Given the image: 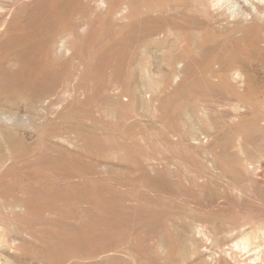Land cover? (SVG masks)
Segmentation results:
<instances>
[{
  "label": "rangeland",
  "instance_id": "obj_1",
  "mask_svg": "<svg viewBox=\"0 0 264 264\" xmlns=\"http://www.w3.org/2000/svg\"><path fill=\"white\" fill-rule=\"evenodd\" d=\"M206 3L29 0L12 13L0 38V111L26 114L11 125L19 132L1 137L0 146L14 155L16 171L37 174L39 183L55 180L2 191L7 199L19 194L30 207L21 225L32 236L24 238L14 264L212 263L192 253V226L213 221L210 229L224 230L233 209L213 204L244 201L229 182L254 177L264 183V155L247 153L236 138L239 129L264 130V15L242 22ZM63 43L67 53L58 50ZM183 59L195 123L206 128L210 118L216 125L212 141L202 146L182 141L183 79L172 77ZM239 65L248 74L245 88L231 75ZM130 87L137 92L127 97ZM239 101L250 113L235 122ZM30 133L33 142L25 138ZM208 246L216 247L213 241ZM216 253L217 261L229 263L230 256ZM244 255L239 260L246 261Z\"/></svg>",
  "mask_w": 264,
  "mask_h": 264
},
{
  "label": "bare ground",
  "instance_id": "obj_2",
  "mask_svg": "<svg viewBox=\"0 0 264 264\" xmlns=\"http://www.w3.org/2000/svg\"><path fill=\"white\" fill-rule=\"evenodd\" d=\"M29 0H0V38L8 31V23L10 21V17L14 11H20L24 4ZM104 0H100L101 4ZM205 1V0H204ZM6 2H10V4H6ZM92 4V3H91ZM97 4V3H95ZM209 10L213 12H225L222 14H226L230 16L233 20H240L242 22L250 23L257 17H262L264 15V0H207L205 4ZM57 6H59L57 4ZM126 8V7H125ZM86 9V8H85ZM127 11L126 9H123ZM16 13V12H15ZM92 16V15H91ZM18 19V18H16ZM81 24V23H80ZM79 24V25H80ZM84 24V23H83ZM92 24V23H91ZM98 24V23H97ZM264 24V23H263ZM82 26V25H81ZM86 26V25H85ZM222 26V25H220ZM51 27V25H50ZM81 29V28H80ZM222 29V28H221ZM75 30V29H74ZM79 30V29H78ZM219 30V29H218ZM59 32V31H58ZM80 32V31H79ZM82 32V31H81ZM233 32V31H232ZM74 33V32H73ZM76 33V32H75ZM236 33V32H235ZM83 34V33H82ZM233 34V33H232ZM78 35V34H77ZM232 36V35H230ZM229 37V36H228ZM64 39V38H63ZM234 39V38H233ZM72 41V40H71ZM7 42V41H6ZM224 43V42H223ZM233 43V42H232ZM258 43V42H257ZM59 44V43H58ZM195 46V42H193ZM147 45V44H146ZM10 46V45H9ZM14 46V45H13ZM148 46H150L148 44ZM33 47V45H31ZM147 47V46H146ZM152 48V47H151ZM64 51L67 53L68 45L65 43L59 46L58 50ZM153 49V48H152ZM57 50V51H58ZM261 50V49H260ZM252 51V50H251ZM255 51V50H254ZM150 52V51H149ZM250 52V51H249ZM148 53V52H147ZM54 54V53H53ZM251 54V53H250ZM256 54V53H254ZM66 55V54H65ZM259 55V54H258ZM261 55V54H260ZM259 55V56H260ZM149 56V55H148ZM152 56V55H151ZM258 56V57H259ZM150 57V56H149ZM148 57V58H149ZM153 57V56H152ZM248 57V56H247ZM250 57V56H249ZM252 57V56H251ZM262 55L260 56V58ZM65 58V57H64ZM151 58V57H150ZM217 58V57H216ZM215 58V62H216ZM254 58V57H252ZM251 58V59H252ZM14 59V58H13ZM155 59V58H154ZM259 59V58H258ZM262 59V58H261ZM150 60V59H148ZM254 60V59H253ZM263 60V59H262ZM73 61V60H72ZM258 60H256L257 62ZM150 62V61H149ZM158 62V61H157ZM252 62V61H251ZM72 63V62H70ZM75 63V62H74ZM73 63V64H74ZM157 64V63H156ZM244 64V63H243ZM245 65V64H244ZM243 65V66H244ZM249 65V64H248ZM254 65V64H253ZM256 65V64H255ZM40 66V65H39ZM63 66V65H62ZM178 68H180V72L178 74H174L172 80L174 82H178L180 78L183 79L182 83V97L180 104H182V109L180 110V128L184 131V144L188 146V143L191 142L193 145L202 146L212 141L213 137L215 136V128L216 125L209 118L206 128L199 127L195 123V114L192 112L193 110L187 106L188 96L190 95L191 87H188V79L184 75L186 71V60H180L177 63ZM258 66V65H257ZM264 66V65H263ZM247 67V66H246ZM259 67V66H258ZM250 68V67H249ZM41 69V68H40ZM157 69V68H156ZM251 69V68H250ZM264 69V68H263ZM2 70V69H1ZM26 70V68H25ZM23 70V71H25ZM249 70V69H247ZM252 71V70H251ZM19 72V71H18ZM71 72V71H70ZM261 72V71H260ZM56 73V72H55ZM156 73V72H155ZM257 73V72H256ZM146 74L150 75V71L146 70ZM154 74V73H152ZM71 75V74H70ZM233 77V81H236L238 86L241 88H245L248 82V74L246 70L241 66H237L232 70L231 73ZM16 76V75H15ZM19 76V74H18ZM17 76V77H18ZM55 76V75H54ZM62 76V75H61ZM259 76V75H257ZM14 77V76H13ZM59 77V76H58ZM156 77V76H155ZM262 77V75H261ZM40 78V77H39ZM71 78V77H70ZM148 78V77H147ZM151 78V77H150ZM74 79V78H73ZM257 79V78H255ZM12 80V78H11ZM151 80V79H150ZM258 81V80H257ZM15 82V81H14ZM36 82V81H34ZM38 82V81H37ZM36 82V83H37ZM101 82V81H100ZM147 82V81H146ZM262 82V81H261ZM56 83V82H55ZM53 83V85L55 84ZM69 83V81H68ZM149 83V82H148ZM151 83V82H150ZM259 83V82H258ZM35 85V84H34ZM114 85V84H113ZM69 86V85H68ZM141 87V86H140ZM152 88H154L151 85ZM264 87V85H263ZM259 88V86H258ZM67 89V88H66ZM262 89V87H261ZM147 90V89H146ZM127 97L135 94L137 92L136 87H130L127 90ZM258 91V90H257ZM116 92V91H115ZM66 93L67 90H66ZM110 94V93H108ZM258 94V93H257ZM66 94H64L65 96ZM59 95L58 97H60ZM111 96V95H110ZM41 97V96H40ZM259 97V95H258ZM261 97V95H260ZM264 97V96H263ZM147 98V97H146ZM58 99V98H57ZM61 99V98H60ZM64 99V98H63ZM264 99V98H263ZM59 101V100H58ZM64 101V100H63ZM61 101V102H63ZM126 101V98L125 100ZM233 101V100H232ZM57 102V101H56ZM65 102V101H64ZM222 102V101H221ZM58 103V102H57ZM236 103V102H235ZM60 104V103H58ZM62 104V103H61ZM169 104V103H168ZM53 105V104H52ZM55 105V104H54ZM53 105V107H55ZM252 105V104H251ZM256 105V104H255ZM61 106V105H60ZM96 106V105H95ZM231 106V105H230ZM254 106V105H253ZM258 106V105H257ZM256 106V107H257ZM261 106V105H260ZM58 107V106H57ZM56 107V108H57ZM60 108V107H59ZM253 108V107H252ZM255 108V107H254ZM261 108V107H259ZM3 109V108H1ZM55 109V108H54ZM232 109V108H231ZM235 112L232 114V120L239 121L240 118L245 114L248 113L249 104H244L242 101H239L234 106ZM251 109V107H250ZM263 110V109H262ZM8 111V110H7ZM7 111H0V138H6L9 132L18 133V129L11 126L14 125L15 121H18V117L21 114L23 117L26 114V111H12V113H6ZM164 111V110H163ZM232 111H234L232 109ZM255 112V110L253 109ZM257 111V110H256ZM25 112L24 115H22ZM31 112V111H30ZM202 115H206L208 117L207 111H201ZM260 112V110H259ZM32 113V112H31ZM230 113V112H229ZM250 113V112H249ZM248 113V114H249ZM264 112H261V114ZM200 115V114H199ZM257 115V114H256ZM260 115V114H258ZM31 116L34 117L32 114ZM255 116V114H254ZM221 117V116H220ZM252 117V116H251ZM21 118V117H20ZM19 118V119H20ZM248 118V117H247ZM34 119V118H33ZM260 119V118H259ZM263 119V118H262ZM21 121H26L27 119H20ZM30 120V119H29ZM36 120V119H35ZM43 120V119H42ZM40 120V121H42ZM248 120V119H247ZM252 120V118H251ZM256 121L255 119H253ZM61 121V120H60ZM260 121V120H258ZM244 122V121H243ZM257 122V121H256ZM26 123V122H24ZM28 123V121H27ZM247 123V121H246ZM255 123V122H253ZM260 123V122H259ZM44 124V123H43ZM65 124V123H64ZM249 124V123H248ZM34 125V124H33ZM256 127V125H255ZM261 127V126H260ZM256 128L254 131H249L247 129H239L236 132V138H238V142L247 153L256 152L259 153L260 156L264 155V130L263 128ZM263 127V126H262ZM41 128V127H40ZM43 129V128H42ZM47 130V129H46ZM32 131V130H31ZM30 131V132H31ZM21 133V132H20ZM19 133V134H20ZM24 133V132H23ZM26 133V132H25ZM38 133V132H37ZM46 134V133H45ZM10 135V134H9ZM58 136V135H57ZM66 136V135H65ZM36 137L35 133H30L26 139L30 142H33ZM10 138V137H9ZM114 138V136L112 137ZM23 139V138H22ZM52 139V138H51ZM38 140V139H37ZM44 140V139H43ZM55 140V139H53ZM12 142V141H11ZM48 142V141H47ZM76 142V141H75ZM236 141V143H238ZM10 144V141L8 142ZM16 143V142H15ZM40 143V142H39ZM42 143V142H41ZM116 143V142H115ZM114 143V144H115ZM14 144V143H11ZM63 144V143H62ZM69 144V143H68ZM10 146V145H9ZM74 146V145H73ZM129 146V145H128ZM239 146V144H238ZM5 147V146H4ZM7 147V146H6ZM5 147V148H6ZM13 147V146H12ZM11 147V148H12ZM42 147V146H41ZM38 148V147H37ZM73 148V147H72ZM75 148V147H74ZM114 148V147H113ZM131 148V147H130ZM24 149V148H23ZM48 150L52 148H47ZM47 149H45L47 151ZM76 149V148H75ZM126 149V148H125ZM240 149V147H239ZM16 150V149H15ZM39 150V149H37ZM44 150V149H43ZM73 150V149H72ZM129 150V149H128ZM33 152V151H32ZM241 152V149H240ZM5 154V155H4ZM3 154V147L0 146V264H14L15 257L19 253L23 243L25 242V237H27L30 232L24 229L21 225V221L24 220L26 217L22 213V211L27 210L29 205L28 202L20 197V195L12 196L10 199H7L2 192L3 189L11 185H24L30 186L31 188L41 187V186H48V184L52 183H39L37 180V174L35 173H20L16 171L15 168L16 161H14V155L6 156L7 154ZM50 154V153H49ZM37 155V153H36ZM47 155V154H46ZM200 155V153H199ZM25 156V155H24ZM38 156V155H37ZM62 156V155H61ZM26 157V156H25ZM244 157V156H243ZM33 158V157H32ZM60 158V157H59ZM62 158V157H61ZM54 159V158H52ZM57 159V158H56ZM261 159V158H260ZM37 160V159H35ZM21 161V160H20ZM19 161V162H20ZM39 161V160H38ZM61 161V159H60ZM59 161V162H60ZM18 162V161H17ZM256 162V161H255ZM22 163V162H21ZM24 163V162H23ZM26 163V162H25ZM90 163V162H89ZM94 163V162H93ZM251 163V162H250ZM259 163V162H258ZM263 163V162H261ZM48 164V163H47ZM46 164V165H47ZM94 165V164H93ZM102 165V164H100ZM260 165V164H259ZM35 166V165H34ZM41 166V164H40ZM92 166V165H91ZM249 166V165H248ZM261 166V165H260ZM263 166V165H262ZM50 167V166H49ZM102 167V166H101ZM264 167V166H263ZM51 168V167H50ZM57 168H59L57 166ZM100 168V167H99ZM256 168V167H255ZM261 168V167H260ZM61 170V168H59ZM93 169V168H92ZM246 169V168H245ZM258 169V168H257ZM39 170V169H38ZM63 170V169H62ZM96 170V168H95ZM250 173L255 175V169L249 168ZM12 172V174L10 173ZM47 171V170H46ZM113 171V170H112ZM115 171V170H114ZM99 172V171H98ZM248 172V171H246ZM149 173V172H148ZM147 173V174H148ZM105 174V173H104ZM247 175V174H246ZM257 175V174H256ZM255 175V176H256ZM111 176V175H110ZM258 176V175H257ZM245 177V176H244ZM86 178V177H85ZM199 178L200 175H199ZM247 178V177H246ZM258 178V177H257ZM91 179V178H90ZM97 179V177H96ZM259 179V178H258ZM105 180V179H104ZM58 181V180H57ZM56 181V182H57ZM72 181V180H71ZM88 181V180H86ZM94 181V180H93ZM110 182V180H108ZM67 182V181H65ZM102 182V181H100ZM262 182V180H261ZM64 183V182H63ZM78 183V182H76ZM97 183V182H95ZM114 182H110L112 184ZM219 183V182H218ZM54 184V183H53ZM52 184V185H53ZM62 184V183H61ZM60 184V185H61ZM83 184V183H82ZM81 184V185H82ZM115 184V183H114ZM57 185V184H55ZM74 185V184H73ZM84 185V184H83ZM99 185V184H98ZM119 186V185H118ZM138 186V185H137ZM190 186V185H189ZM89 187V186H88ZM22 188V187H21ZM98 188V187H97ZM102 188V186H101ZM229 188L234 192L238 197H243L244 201L236 202L234 200H226L221 199L216 204H213L212 209L216 210H224V208L231 207L233 209V213L231 216L228 217V221L224 230H220L221 225L217 226L216 228L210 229L209 225L210 222L214 223L213 221L203 222L199 221L192 226V234L196 241L193 244V254L198 256L201 255L203 258L211 261L212 263L222 264V261H217L216 251H221L226 256H230L229 263L226 264H264V183L258 184L257 180L252 178H247L246 180H236L233 179L229 182ZM27 189V188H26ZM100 189V188H99ZM122 189V188H121ZM128 189V188H127ZM126 189V190H127ZM138 189V188H137ZM24 190V189H23ZM31 190V189H30ZM132 190V189H131ZM141 190V189H140ZM222 190V189H221ZM129 191V190H128ZM134 191V189H133ZM135 188V192H136ZM89 192V191H88ZM226 192V191H225ZM224 192V194H225ZM93 193V192H92ZM26 194V193H25ZM24 194V195H25ZM86 194V193H85ZM153 194V193H152ZM184 194V193H183ZM218 195V194H217ZM232 195V194H231ZM95 196V195H93ZM159 196V194H158ZM162 196V195H161ZM221 196V195H220ZM99 197V196H98ZM205 197V196H204ZM118 198V197H117ZM165 198V197H164ZM167 198V196H166ZM176 198V196H175ZM204 199V198H203ZM202 199V200H203ZM30 200V199H29ZM33 200V199H31ZM176 200V199H175ZM185 203L189 202L193 209L198 210V208H202L198 203L196 204L194 201H190L184 198ZM240 201V200H239ZM181 202H183L181 200ZM71 204V203H70ZM156 204V203H155ZM65 206V205H64ZM119 207V206H118ZM35 208V207H34ZM32 209V208H31ZM78 209V208H77ZM34 210V209H33ZM80 210V209H79ZM123 210V209H122ZM209 210V209H208ZM211 210V209H210ZM28 211V210H27ZM156 211V210H155ZM227 212V211H226ZM23 214V216L21 215ZM46 214V213H45ZM81 214V212H80ZM84 214V212H83ZM82 214V215H83ZM124 214V213H123ZM34 215V213H33ZM138 215V214H137ZM194 215V214H193ZM54 216V215H53ZM81 216V215H80ZM122 216V215H121ZM56 217V216H54ZM213 217V216H212ZM62 218V217H61ZM42 219V218H41ZM170 219V218H169ZM223 219V218H222ZM225 219V218H224ZM81 220V219H80ZM134 220V219H133ZM43 221V220H42ZM173 221V220H172ZM115 222V221H114ZM27 223V222H26ZM34 223V222H33ZM36 223V222H35ZM52 223V222H51ZM60 223V222H59ZM223 223V222H222ZM29 224V223H28ZM82 225V224H81ZM187 225V224H186ZM212 225V224H211ZM41 226V225H40ZM45 226V225H44ZM50 227V226H49ZM90 227V226H89ZM117 227V226H116ZM163 227V226H162ZM161 227V228H162ZM81 228V227H80ZM86 228V227H85ZM85 228H82L85 229ZM113 228V227H112ZM154 228V227H153ZM152 228V229H153ZM158 228V227H157ZM48 229V228H47ZM63 230V229H62ZM139 230V229H138ZM84 231V230H83ZM90 231V230H89ZM162 231V230H161ZM164 231V230H163ZM162 231V232H163ZM99 232V231H98ZM97 232V233H98ZM100 233V232H99ZM32 236V234H30ZM65 236V235H64ZM99 236V235H98ZM96 237V236H95ZM100 237V236H99ZM131 238V237H130ZM57 239V238H56ZM194 240V239H193ZM101 241V240H100ZM215 244V249H209L211 247L208 246L209 242ZM227 241V243L225 242ZM106 242V241H105ZM38 243V242H37ZM112 243V242H111ZM230 244L229 248H226V244ZM70 244V243H69ZM46 245V244H45ZM48 245V244H47ZM110 245V244H109ZM112 245V244H111ZM226 245V246H225ZM40 246V245H38ZM43 246V245H42ZM104 246V245H103ZM113 246V245H112ZM44 247V246H43ZM213 247V246H212ZM34 248V247H33ZM42 248V247H41ZM112 249V248H111ZM209 249V250H208ZM114 251V249H113ZM125 251V250H124ZM21 252V251H20ZM100 252V251H99ZM22 253V252H21ZM31 253V251H30ZM54 254V253H53ZM70 254V253H69ZM111 254V253H110ZM222 254V253H221ZM240 254H247L243 257L246 258V261L239 260ZM130 255V253H129ZM70 256V255H68ZM67 256V257H68ZM222 256V255H221ZM220 256V257H221ZM244 258V259H245ZM16 263V262H15ZM208 263V262H207ZM211 263V264H212ZM111 264V263H110ZM224 264V263H223Z\"/></svg>",
  "mask_w": 264,
  "mask_h": 264
}]
</instances>
